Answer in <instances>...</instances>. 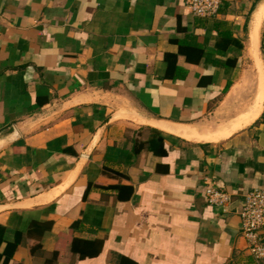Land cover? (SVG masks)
Listing matches in <instances>:
<instances>
[{
	"label": "crops",
	"instance_id": "obj_1",
	"mask_svg": "<svg viewBox=\"0 0 264 264\" xmlns=\"http://www.w3.org/2000/svg\"><path fill=\"white\" fill-rule=\"evenodd\" d=\"M185 1L0 0V264H264V0Z\"/></svg>",
	"mask_w": 264,
	"mask_h": 264
},
{
	"label": "built area",
	"instance_id": "obj_2",
	"mask_svg": "<svg viewBox=\"0 0 264 264\" xmlns=\"http://www.w3.org/2000/svg\"><path fill=\"white\" fill-rule=\"evenodd\" d=\"M219 6V0L185 1L186 9L196 17H213L217 14ZM203 194L206 203L211 207L225 209L231 203L229 194L211 184L204 188ZM238 215L240 233L247 241L250 255L257 261L264 260V242L260 237V229L264 224V186L244 195Z\"/></svg>",
	"mask_w": 264,
	"mask_h": 264
},
{
	"label": "water",
	"instance_id": "obj_3",
	"mask_svg": "<svg viewBox=\"0 0 264 264\" xmlns=\"http://www.w3.org/2000/svg\"><path fill=\"white\" fill-rule=\"evenodd\" d=\"M262 63H264V59L262 60ZM112 117L113 116L108 117L103 123V125L107 124L111 120ZM152 124L157 127H161V124L159 122H153ZM13 132H14L13 127H9L8 129L2 131L0 133V145L6 144L8 137L12 135Z\"/></svg>",
	"mask_w": 264,
	"mask_h": 264
},
{
	"label": "rangeland",
	"instance_id": "obj_4",
	"mask_svg": "<svg viewBox=\"0 0 264 264\" xmlns=\"http://www.w3.org/2000/svg\"><path fill=\"white\" fill-rule=\"evenodd\" d=\"M215 116V115H214ZM221 118H217L215 119V117H213L211 115V118L206 119L205 121H202L199 125L202 127H207L210 126L212 127H216L219 123L223 122L222 120H220Z\"/></svg>",
	"mask_w": 264,
	"mask_h": 264
},
{
	"label": "bare ground",
	"instance_id": "obj_5",
	"mask_svg": "<svg viewBox=\"0 0 264 264\" xmlns=\"http://www.w3.org/2000/svg\"><path fill=\"white\" fill-rule=\"evenodd\" d=\"M262 83H264V82H258V85H259V87L258 88H262ZM263 89V88H262ZM260 92V91H259ZM259 97V96H258ZM262 98V97H261ZM258 104H256V106L255 107H253V109H252V114H251V117L252 116H254V115H256V113L258 112V110L260 109V105H259V102H257ZM261 110V109H260ZM250 119V118H249Z\"/></svg>",
	"mask_w": 264,
	"mask_h": 264
},
{
	"label": "trees",
	"instance_id": "obj_6",
	"mask_svg": "<svg viewBox=\"0 0 264 264\" xmlns=\"http://www.w3.org/2000/svg\"><path fill=\"white\" fill-rule=\"evenodd\" d=\"M262 50H263V47H262Z\"/></svg>",
	"mask_w": 264,
	"mask_h": 264
}]
</instances>
